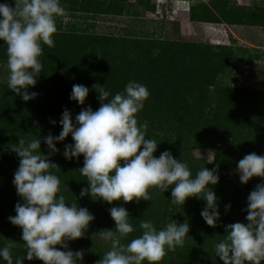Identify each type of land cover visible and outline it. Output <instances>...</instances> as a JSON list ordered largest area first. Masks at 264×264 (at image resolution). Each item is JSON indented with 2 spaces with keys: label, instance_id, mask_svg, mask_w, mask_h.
<instances>
[{
  "label": "trees",
  "instance_id": "16d2710c",
  "mask_svg": "<svg viewBox=\"0 0 264 264\" xmlns=\"http://www.w3.org/2000/svg\"><path fill=\"white\" fill-rule=\"evenodd\" d=\"M189 1L191 22L264 27V8L232 5L230 0ZM2 2L4 0H0ZM70 2L77 3L80 12L87 15L91 12L119 15L125 11L116 0L108 4L105 0ZM137 2L144 4L147 0ZM110 4L116 11H91L107 8ZM150 9L154 10V6L150 5ZM53 39L54 47L42 45L43 67L35 87L29 89L37 93L34 99L25 102L7 88V82L0 83V247L7 243L14 245L11 249L14 264L17 257L25 254L22 230L8 220L16 214L15 205L22 203L12 183L19 159L11 147L18 144L19 137L27 140L39 135L42 153L59 169L53 170L60 179L59 194L65 196L66 203L76 202L95 217L83 236L88 244H98L95 238L92 240L94 233L114 228L109 207L123 206L134 220L136 230L122 243L141 235L138 228L141 219L151 220L157 229L170 219L179 223L187 220L190 231L184 247L168 252L160 264H223L215 256L214 244L225 235L226 225L246 223L247 199L244 195L250 181L242 185L234 177L233 170L245 154L262 155L264 147V90L239 88L225 78L234 62L250 61V51L234 45L89 35L85 31L79 34L57 31ZM260 57L264 55L254 58ZM6 60V46L0 41V66L7 65ZM129 80L145 85L149 91L137 118L138 122L147 123L146 138L155 139L158 144L154 156L168 150L174 158L186 162L193 175L202 166L209 169L219 166V182L212 186L220 213L215 227L208 226L200 215L205 206L202 199L189 198L183 206L172 205L169 201L171 188L164 193L152 189V201L141 199L139 203L116 201L108 205L88 196L81 198V188L87 187L86 178L78 172L83 166V156L71 160L63 156L64 145L72 143L71 136L57 143L59 151L49 155L42 138L49 133L59 134V120L65 108L74 121L82 108L90 106L95 111L99 107L98 93L92 88L94 84L104 85L111 98L122 92ZM73 84L89 88L83 106L69 98ZM53 120L57 122L55 125L51 123ZM201 149L212 152L211 162L192 155V150ZM237 151L242 153L238 161L233 157ZM231 182H237L236 186L229 188ZM225 205L230 207L226 210ZM75 242L68 241L73 252ZM80 242L83 244L82 238ZM85 242L83 248L87 249ZM103 248V251L94 252V260H83V264H96L109 245L104 243ZM0 264L6 262L0 259ZM24 264L43 262L25 259Z\"/></svg>",
  "mask_w": 264,
  "mask_h": 264
},
{
  "label": "clouds",
  "instance_id": "9594fccd",
  "mask_svg": "<svg viewBox=\"0 0 264 264\" xmlns=\"http://www.w3.org/2000/svg\"><path fill=\"white\" fill-rule=\"evenodd\" d=\"M65 14L60 0H4L0 3V41L6 46L8 74L7 88L27 102L37 93L35 87L42 70V45L54 47L57 32L56 18ZM92 88L98 93L99 107L82 108L75 115L65 108L61 114L58 135L49 133L42 138L49 155L56 153L57 143L70 135L72 143L64 145L65 159L83 156L78 172L86 178L87 187L79 196H88L113 205L145 200L152 201L150 190L166 192L171 188L172 205L183 206L189 198L202 199L200 212L210 227L220 219L218 198L213 187L219 182V166H202L195 175L186 162L165 150L154 156L158 144L146 138L147 123L138 122L137 114L144 108L149 96L147 87L129 80L122 92L110 97L104 85ZM89 88L73 84L70 100L83 106ZM53 125L57 122L51 121ZM11 150L19 164L12 180L22 203L15 205V215L9 222L19 227L25 254L15 264L37 259L43 264H83L84 252H73L68 241L83 238L95 219L87 208L76 202L68 204L60 193V179L53 170H59L49 156L41 151V137H19ZM235 172L239 182L246 185L252 178L264 181V155L245 154L237 163ZM230 205H225L227 210ZM246 223L235 222L225 226V235L214 244V253L223 264H262L264 262V182L256 185L247 197ZM114 221L113 229H102L93 238L109 245L96 264H160L168 252L183 248L190 231L187 220L179 223L169 220L157 229L151 220H139L141 235L128 243L123 240L136 230L133 219L123 206L108 209ZM59 245L60 247H56ZM13 244L0 247V259L14 264Z\"/></svg>",
  "mask_w": 264,
  "mask_h": 264
},
{
  "label": "rangeland",
  "instance_id": "374dc122",
  "mask_svg": "<svg viewBox=\"0 0 264 264\" xmlns=\"http://www.w3.org/2000/svg\"><path fill=\"white\" fill-rule=\"evenodd\" d=\"M106 4L112 0H105ZM125 7L122 14L108 12L83 14L78 4H72L70 0H60L61 6L65 9V14L56 18L57 31L74 32L79 34L85 31L89 35H112L115 37L142 38L148 40H167L179 43H201L210 45H234L248 49L251 59L249 62H234L232 69L228 70L225 78L230 84L239 88H252L264 90V57L254 58L264 55V30L260 32L256 27L238 26L232 29V34L228 29L213 27L211 24H199L186 22L189 19V0H147L144 4H139L137 0H116ZM240 0H230L232 5H237ZM101 7L99 10L91 11H116L115 6ZM154 6V10L150 9ZM216 26V25H215ZM264 28V27H263ZM87 29V30H85ZM84 33V32H83ZM215 33V34H214ZM214 38L211 39L210 35ZM226 34L224 42L220 38ZM233 37V39H230ZM226 43V44H224ZM245 57L247 56L244 55ZM7 65L0 66V83L7 82ZM192 155L196 158L202 157L211 162L213 154L209 149L192 150ZM242 153L237 151L234 159L238 161ZM264 155V147L262 150ZM234 177L239 180L238 174L233 170ZM261 178L254 177L248 183V191L245 193L247 199L249 193L255 189L256 185L262 183ZM237 182L228 184L229 188L235 187ZM89 229V228H88ZM85 236V235H84ZM86 238H82L85 242ZM97 240V239H96ZM81 238L76 240L74 251L84 252L83 260H94V252L104 250V243L97 240L98 244L85 242L83 248ZM97 247V248H96ZM91 248L94 250L91 251ZM92 255V256H91Z\"/></svg>",
  "mask_w": 264,
  "mask_h": 264
},
{
  "label": "crops",
  "instance_id": "0c3cea01",
  "mask_svg": "<svg viewBox=\"0 0 264 264\" xmlns=\"http://www.w3.org/2000/svg\"><path fill=\"white\" fill-rule=\"evenodd\" d=\"M237 6H244V7H260V8H264V0H240V1H238V3H237ZM189 21V22H188ZM186 22H188L189 24L190 23H192V24H194V23H198V22H191L189 19H188V17H187V20H186ZM199 24H211V23H199ZM211 25H213V27H221V28H223L224 30H225V28H227L228 29V31H229V33H231L232 34V29H234V30H236L237 28H238V26H236V25H233V26H228V25H225V24H211ZM216 25V26H215ZM259 31L260 30H264V28L263 27H256ZM255 27H253V29H256ZM262 31H260V32H262ZM264 32V31H263ZM215 34V33H214ZM221 35V34H220ZM210 37H211V39H213L214 38V36H213V34H211L210 35ZM220 38L222 39V41L224 42V40H226V34L224 35H221L220 36ZM230 39H233V37H230ZM224 44H226V43H224ZM230 45V44H229ZM245 48H247V47H245Z\"/></svg>",
  "mask_w": 264,
  "mask_h": 264
}]
</instances>
